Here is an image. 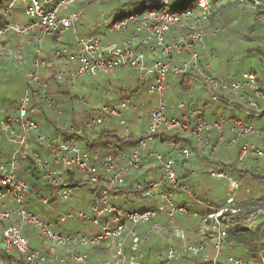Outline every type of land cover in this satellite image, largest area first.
Returning <instances> with one entry per match:
<instances>
[{
    "label": "built area",
    "instance_id": "obj_1",
    "mask_svg": "<svg viewBox=\"0 0 264 264\" xmlns=\"http://www.w3.org/2000/svg\"><path fill=\"white\" fill-rule=\"evenodd\" d=\"M3 1L0 0V3ZM8 1L6 11L10 16L16 4H23L28 20L20 23L10 17L8 22H3L0 17V67L6 53L12 54L20 64L26 62L24 45H19L14 51L8 48L9 41H4V37L9 33L16 36L28 35L30 43L38 45L39 48L44 38L50 37L54 57L71 65L56 75L57 80L68 78L75 81L86 74L114 73L130 67L136 70L140 81H150L149 90L158 101L149 112L148 131L133 147L85 149L79 140L66 139L61 133L52 137L39 135L37 138L40 144L50 150L49 156L35 153L34 157L43 177L49 180L54 189L56 202L68 204L74 194V187L66 178L68 172L78 171L81 180L100 187L87 212L60 213L63 221L71 217L92 220L101 228L96 234L64 233L56 230L53 223L44 220L41 213L27 207L33 187L20 175L24 166L21 160L28 155V135L40 131L39 123L30 119V114L35 111L31 88L27 86L19 104L13 106L10 112L0 108V228L4 223L2 236L5 242L4 246H0V264H16L14 257L9 255L15 251L23 255L25 264H143L140 260L142 247L150 240V235L160 229L161 216H165L167 226H172L176 235L184 239H187V233L185 235V230L177 225L176 215L203 218L208 228L213 227L210 243L217 255L227 245L233 248V244L226 238L225 227L228 224L231 226L243 222L248 228L255 227L256 218L263 209L247 211L243 208L237 200L240 182L226 169L210 171L212 176L229 182L223 205L215 207L204 216L189 203H179L178 198L181 199L182 195L197 197V191L183 179V171L191 169L198 153L176 138L165 142L166 148L172 154L165 155L156 146L163 133L178 131L188 135L212 154L217 153L219 145L226 144L239 145L237 159L240 162H245L250 154L255 157L264 156V125L257 126L236 115L209 120L204 114V109L212 105L211 102L221 101L220 91H228L244 100L253 110H247V114L264 118L258 103V99H264V91L260 88L254 72H244L231 81H220L203 67V51L206 54L207 50V28L214 10L218 7V0H197L196 8L189 5L181 9L172 6L171 0H157L155 7L107 21L108 32L104 36L76 34L82 14L94 0ZM237 1L242 6L259 12L264 6L263 0ZM259 20L264 22V12L259 14ZM173 29H176L175 33ZM69 30L76 34L74 48L65 41V34ZM127 30L129 34L126 33ZM220 30L216 28L213 34L217 35ZM31 66L27 72L29 82L43 86L42 100L62 113L56 99L45 89L48 84L43 83L40 78L41 67L47 66L45 59L41 57V49H38ZM210 66L207 63L206 67ZM186 73H194L206 83L210 102L189 107L188 100L179 98L176 102L166 103L169 74ZM134 108L132 99L124 97L118 105H104L99 109L98 116L89 118L84 126L76 130L82 135L86 130H94L103 124L107 116H114L120 118V123L124 126L120 137L128 140L132 131L129 121L122 117V112L123 109ZM138 121H142L141 115ZM214 132L217 134L213 140ZM3 137L17 146L7 159L3 157ZM251 138H260V141L256 142ZM154 161L162 164L160 176L152 173L144 178L137 177L133 181L132 191L118 188L128 178L141 173L145 165L152 166ZM190 173L196 176L194 169ZM133 195L138 201L154 197H158L159 201L157 206L145 209L119 207L112 202L118 199L128 200ZM36 197L44 206L50 205L49 196L36 194ZM147 224H152L149 231L138 233V228ZM25 227L37 228L40 236L49 242L50 252L42 249L30 250L29 239L23 233ZM127 239H131L129 253L125 249ZM79 247L103 248L108 251L109 257L92 259L87 252L80 251ZM208 248L209 242L206 240L190 243L183 248L172 245L168 247L159 264H172L186 254L195 256L203 252L206 264H223L217 256L210 259ZM60 249L66 252L62 254ZM227 261L231 264H252V261L233 255H229ZM259 264H264V253L260 254Z\"/></svg>",
    "mask_w": 264,
    "mask_h": 264
},
{
    "label": "rangeland",
    "instance_id": "obj_2",
    "mask_svg": "<svg viewBox=\"0 0 264 264\" xmlns=\"http://www.w3.org/2000/svg\"><path fill=\"white\" fill-rule=\"evenodd\" d=\"M136 0H94L92 5L86 7V10L82 14L80 21L77 25L76 34L80 35H95V36H104L107 34L108 29L104 22L110 19H117L123 17L124 15L142 10L144 8L141 4H133ZM234 1L231 2L233 5ZM9 4L8 0H4L0 3V17L3 22H8L10 17L16 19L17 16H20V22H26L28 17L25 15V7L23 4H16V6L11 10V16L6 11V8ZM172 6H176L181 9L189 5L196 8L197 0H171ZM230 2L224 0H218V9H222L223 15L217 13L214 19L216 22L214 25H210L207 30V35L205 37V42L207 49L210 53L214 54L211 56V70L213 71L216 67L219 72L218 77L229 80L230 77H240L244 72L254 71L257 78L260 80V88L264 91V26L257 24L254 14L244 11L242 9H229L228 5H231ZM240 7V6H239ZM117 12L115 13V11ZM115 13V14H114ZM220 16V17H219ZM224 27L217 35H214L213 32L217 27ZM216 27V28H215ZM174 33L176 29L172 30ZM129 34V31H126ZM76 34L72 33V30H69L65 34L66 44L70 45L72 48L75 46ZM110 37V36H109ZM7 39L9 42V49L14 51L19 45H24V59L25 64H20L17 60L12 57V54L6 53L4 56L3 64L0 67V108L8 109L11 104H17L19 100L24 95L25 90L27 89V72L29 71L30 64H32L34 58L36 57L38 49H41V57L45 59L47 63L46 77H43V82L48 84V92L50 96L54 97L58 103L61 104L64 113L58 115L57 112L48 107L46 104L43 105L44 112L46 117L51 120L47 124L49 127H53L50 130H54L56 125H62L65 122H71L76 127V129L84 126L85 122L91 117H96L99 115V109L104 105H118L120 100L125 97H130L135 105L133 109H123L122 117L125 118L128 122V125L131 130L135 132L136 136H140L143 133L148 131L149 125V112L157 104L158 98L152 94L149 90L150 82L146 83L142 87L139 84V77L135 69L130 67H124L117 70L114 73H92L86 74L75 81L64 80L58 83V80L55 78L58 72L67 70L69 66L68 62L65 60H58L53 55V45L52 39L50 37L44 38L42 46L39 48L36 44H31L29 41L28 35L24 36H9ZM68 65V66H67ZM42 67L40 69V74L43 71ZM43 75V74H42ZM177 78L169 74V80L171 81L167 91H166V103L170 104L176 102L179 98L183 100L193 99L194 102H200L201 100H209L210 96L208 92L202 86L200 81L192 80L187 78L186 82H193V85L190 89L188 87L187 91H184L180 86V81L175 82ZM194 81L196 83H194ZM66 82H70L67 83ZM137 90V91H136ZM63 91V93H62ZM65 92H67L65 94ZM225 102L226 98L223 99ZM45 103V102H44ZM258 103L261 107L260 111H264V99H258ZM232 104V103H230ZM221 104L214 103L208 108L204 109V114L210 116L212 111L218 110L216 116L227 115L224 110L218 109ZM13 107V106H11ZM228 115H242L244 118H250L251 116L243 112V109L235 108L236 114L232 113V108L225 106ZM38 112V111H37ZM98 113V114H97ZM126 114V115H125ZM139 115L142 117V121H138ZM47 118L40 117V122L46 124ZM252 121L255 124L256 117L252 116ZM256 125V124H255ZM119 131V135L123 133L124 126L120 123V118L107 117L104 120V123L98 126L91 133L86 134L84 141L91 139L92 141L96 140L100 135L105 134L106 132L110 136L112 130ZM132 131V132H133ZM216 132L212 134L213 140L216 137ZM94 136V137H91ZM107 138L104 137V143L99 144L98 146L104 145L113 147L116 144V138L110 136ZM110 145H106L109 144ZM137 141L129 146L133 147L136 145ZM118 145V144H117ZM103 146V147H104ZM166 146V145H165ZM161 147H164V144H161ZM219 154L214 156V161H223L224 163H229L237 160L236 154V145L228 146L222 144L218 146ZM198 160V157H197ZM246 164L251 167L262 166L264 168V156L255 157L249 155L246 159ZM214 162V163H215ZM193 169L197 170L194 180L200 183V186L196 187L199 194L204 195L205 197H225L229 188V182L226 179H220L212 176L209 173H205L207 169L210 170L212 165H208L200 161L195 162ZM156 165V163H152ZM254 169V168H252ZM251 169V170H252ZM212 170V169H211ZM210 170V171H211ZM237 179H241V193L240 200L245 201H255V199L264 195V184L261 180L253 179L251 182H247V175L242 174L238 177L237 174H233ZM264 180V178H263ZM247 182V184H246ZM264 182V181H263ZM207 192V194H205ZM92 192L89 190L88 186L78 187L75 189V192L72 198L68 201V204H62L61 207L54 212V215L51 219L53 227L56 230L62 231L64 233H70L74 231H80L87 234H96L101 231L100 226L96 225L92 220L88 219H77L74 217L68 218V220L63 221L59 217V211L68 212L71 211L74 214L79 213L80 211H88V202L92 198ZM188 198L189 204L192 208L193 205L197 207H204L205 202L193 200L191 196H186ZM255 198V199H253ZM159 201L158 197L152 198L151 201L135 200V206H127L124 200H112V202L119 207H127L130 209H145L147 207L153 206ZM193 202V203H192ZM264 206V205H263ZM42 209V208H41ZM263 211L258 214L256 218V225H261V230L259 231V242L261 244L254 245L255 247L264 246V207ZM184 214L176 215V223L179 227L185 230L189 235V227H195L200 229V233L193 240L181 238L176 235L173 227L167 226L166 218L162 220L160 218L161 226L157 234H151L150 240L146 244H154L156 246L155 252H152L153 255L150 258H147L148 263H154L158 260V256L161 253V258L165 254L166 250L170 246H179L178 248H183L184 246L195 243L199 240H206L209 242V253L213 254L214 247L210 243L212 241L211 234L213 227L206 229V224L202 221L200 216L193 217L189 219ZM192 222V226L188 225V222ZM179 223L182 224L179 225ZM152 227V224L143 225L138 228V233L143 234L148 232ZM24 235L29 239L31 247L38 249H47L50 250L49 242L40 236V232L37 228L28 227L23 230ZM203 233L209 234V238L205 237ZM5 242L3 240L2 233L0 232V246H4ZM181 245V246H180ZM131 246V239H127L125 244V249L129 253ZM239 246L237 251L231 253V255L243 258L250 259L251 253L244 247ZM253 248V247H252ZM79 249H82L79 247ZM100 248L93 249L97 252ZM146 250L142 248L144 253ZM83 251H92V247H84ZM204 253V252H203ZM230 255V254H229ZM248 255V256H247ZM200 255H197V257ZM249 257V258H247ZM251 261V260H249ZM143 262H145L143 260ZM177 262V261H176ZM176 262L172 264H176ZM252 264L253 263L252 261Z\"/></svg>",
    "mask_w": 264,
    "mask_h": 264
},
{
    "label": "trees",
    "instance_id": "obj_3",
    "mask_svg": "<svg viewBox=\"0 0 264 264\" xmlns=\"http://www.w3.org/2000/svg\"><path fill=\"white\" fill-rule=\"evenodd\" d=\"M232 1H234L233 5L231 4ZM156 2H157V0H136L135 2H132V3L133 4H137V3L141 4V5L144 6V8L142 10H137V11H134V12H143V11H145L148 8L155 7ZM228 2H230L231 5H228L229 7H227V8H229V9H233V8L234 9H239V8L242 9L243 8V10L246 9L244 11H247V12H250V13L254 14L257 24H259L260 26H264V22H261L259 20V14L260 13L262 14L264 12V6L262 8H260V12H259L257 10H254L252 8L245 7V6L241 8L242 5L237 0H229ZM116 12H117V10L115 11V13ZM219 12H221L220 15L222 16L223 15L222 9H218V7H217L216 10H214V14L211 16V22H210L208 27H210V25H214V23L216 22V20L214 18L218 17L216 15ZM107 21H109V19L104 22V25L107 23ZM217 28L223 30V27H221V26L217 27ZM9 36H13V34L9 33L8 35H6L4 37V41H10L9 39H7V37H9ZM14 36H16V35H14ZM204 55H205V57H204ZM210 55H212V53H210L208 51V49L206 50V54H205V51H203V67L206 68L211 74H214V71H212L210 69L211 66H210V68L206 67L207 63H210V65H211V62H210L211 56ZM43 67H44L43 71H42L43 75L40 74V78H41L42 82L44 80L43 77H46L45 76L46 75V73H45L46 69L45 68L47 66H43ZM31 68H32V66L30 64L29 70ZM250 72H254V71H250ZM171 75L176 76L177 78L179 77L180 86H181V88L184 91H187L188 87L190 89L192 86H194L192 80L200 81V83H202V86L204 87V89L207 91L206 83H204L201 79H199L198 76H196L194 73L171 74ZM216 77L220 81H231V80H234L236 78H239V77H236V78H233L231 80H227V79H224V78H220L218 76H216ZM55 78H56V76H55ZM187 78H191L192 79L191 82H186ZM68 80H70V79H68ZM195 81H194V83H196ZM257 81H258V84H259L260 80L258 78H257ZM148 82H150V81H139L140 87H142L143 85H145ZM168 82L170 84V80L169 79H168ZM43 83H45V82H43ZM66 83L68 85V83H70V82H66ZM27 86H28V88H31V93H32V97H33L32 98V106L35 107V111L30 114V116H31L30 119H32V120H34V121L39 123L40 131H39V133L31 132L28 135L29 150H28V155L25 158L23 157L22 160H21L24 166L21 169L20 175L25 177L27 179V181L29 182V184L33 187L32 196H31L30 200L28 201L27 207L29 209H33V210H36L37 212L41 213L43 215L44 220L51 221V219H52V217L54 215V212L56 210H58L61 207L62 204L56 202V198H55L56 195H55L54 189H53L52 185L49 183V180H47V179H45L43 177V175H42V173L40 171L39 165H38V163L36 161V158L34 157L35 153H39L42 156H49L50 155L49 148L47 146L43 145V144H40L37 141V138H38L39 135H45L47 137H52V136H55V135L61 133V134H63L65 136L66 139H77V140H79L82 143L83 148L95 150L96 148H98V149L109 148V146H104V145H102V147L98 146L99 144L105 142L104 141V137L107 138L106 139V141H107L110 136H114V138H116V142H115L116 144H114L113 147H110V148H112V149H117V148L121 149V148L129 147V146L133 145L136 141H138L146 133H143L140 136H136L135 132L133 130H131V131H133V132H131V138L128 139V140H122V138L120 137L121 135L118 134L119 131L114 129V130H112L110 132V136L109 137H108L109 134L106 132L105 134L100 135L94 141L89 139V140H87L85 142L84 141L85 137L87 139L86 134L91 133L92 131L86 130V132L81 135L76 130L77 126H75L71 122L70 123L69 122L68 123L65 122V123H63L60 126L56 125L57 128L55 127L54 130H50L53 127L51 128V127H49V124H47L51 120H49L46 117V114L44 112V107H43V105L46 104V103H44V101L42 100V97H41L42 94H43L42 92H43L44 87L43 86H37V85H35L33 83H30L29 79H28ZM259 86H260V84H259ZM45 89L47 90V88H45ZM62 93H63V91H62ZM66 93L67 92H65V94ZM227 93H229L230 95L227 94ZM220 95H221V101L219 102V104H221V105L222 104L226 105V106L230 105V107H231V105H235V107H231V108L232 109H235V108L243 109V112H241V113H247L246 112L247 110L253 111L247 105V103L244 100H242L239 97H236V96L232 95L228 91H220ZM225 98L227 100L226 102L223 100ZM19 102H20V100H19ZM19 102L16 105L14 103L11 104L10 108L6 109V111L10 112V110L12 108L11 106H17L19 104ZM206 102H210V99L209 100H201L200 102H197V101L194 102L193 99H190L189 107L202 106ZM230 103H232V104H230ZM58 104L62 108L61 104L60 103H58ZM211 104H214V103L211 102ZM110 105H114V104H110ZM50 108H52V107H50ZM52 109H54L57 112L58 115L64 113L63 108H62V113H59V111L56 108H52ZM263 113H264V111H263ZM249 115L253 116V114H249ZM44 116H45V118H47L46 124H42L40 122V119H39L40 117H44ZM236 116H240V115L236 114ZM107 117L115 118L114 116H107ZM240 117H242V116H240ZM251 117L250 118L242 117V118L244 120H247V121H252ZM88 135H90V134H88ZM91 137H94V136H91ZM172 138H176V139L180 140L183 145H187V146H190V147L194 148L197 151V153H198V160H195V161L198 162L199 159H200V161L202 159V162L207 164L206 166L212 165L210 170L211 169H226L229 172H231L232 174H237L238 177L241 176L242 174L247 175V177H249L247 182H251L253 179H255V180L258 179V180H261L262 183L264 184V182H263L264 181L263 180V178H264V168L262 166L251 167L250 168L248 166V164H246L247 161L240 162V161H238V159L233 161V162H229V163H224L223 161L215 162L213 157L218 155L219 154L218 152L215 153V154L210 153L209 150H207L204 146H202L201 144H199L198 142H196L195 140H193L188 135H186L185 133H182V132H178V131L170 132V133L169 132H165L159 137V141L156 144V146H157V148L160 151L164 152L165 155H169L171 153L166 148V146H165L166 143L165 142H167V140L172 139ZM161 144H164V147H161ZM106 145H110V143L106 144ZM1 146H2V149L4 151L3 157L5 159L9 158V155H11V153L14 152L16 147H17L14 143L9 142L5 137H3L1 139ZM238 150H239V145H238ZM195 161H193L191 169H193L194 164H196ZM154 162L156 163V165H152V166H146L145 165V167L142 169L141 173H139L137 175L135 174V175H133V177L128 178L126 180V182L124 183V185L123 186L122 185H118V188H120L121 190L126 189V190H131L132 191L133 190V181H134V179H137V177L144 178V176L146 177V176H148V175H150L152 173H157V176H160V169L162 168V164L159 163V162H156V161H154ZM252 168H254V169H252ZM191 169H187V170L183 171L184 172L183 179L197 191L196 187L200 186V183L194 180L195 176H193L190 173ZM210 170L207 169V171L205 173H209L210 174ZM195 171H197V170H195ZM66 178L72 184V186L74 187V192H75V189L78 188V187L88 186L89 190L92 192V195H93L92 198L88 202V206L90 205V202L92 200H94L95 197L99 193V188L100 187L98 185H92L91 183H88V182H85L84 180H81L82 179L81 178V174L78 171L68 172ZM238 180H239V182L241 181L240 177L238 178ZM247 182H246V184H247ZM240 193H241V182H240V189L238 190V194H237V200L243 206V208L246 209L247 211H251L252 209H257V208H263L264 207L263 206L264 205V195L259 197V198H257V199L253 198V199H255V201H252V200L245 201V200H240ZM36 194H40L43 197L49 196L50 199H51L50 205L49 206H44L40 202V200L36 197ZM205 194H207V192ZM134 195L131 198H129L128 200H124L126 202L127 206H135V204H136L135 200H137V199L133 198ZM182 196L183 197L181 199L178 198V202L179 203H181V202L188 203V202H185V199H188L186 197V195L185 196L182 195ZM207 196H208V194H207ZM225 199H226V196L225 197H217V198L208 197V199H207V197H205L204 195H201V194H199V192H197V197L194 198L193 200L201 201V202L204 201L205 202V206L203 207V209L200 212L204 216H207L209 213H211L215 209V207L223 205L224 202H225ZM143 200L151 201L152 198H147V199H143ZM143 200H141V201H143ZM155 206H157V203L155 205H153V206H150V207H155ZM150 207H147V208H150ZM60 212L61 211H59V217L61 216ZM187 217L189 219H191V216L190 217L187 216ZM203 220L204 219L202 218V221ZM3 224L4 223H2L1 228H0V232L2 234H3V228H4ZM25 228H28V227H25ZM260 230H261V225L257 226L256 228H248V227L244 226L243 222H240V223H238L236 225H231V226L228 224L225 227L226 238H227V241L229 243L233 244V248H231V247H229L227 245L226 248L223 249L221 254L217 255L216 252H214L213 254L208 253L211 256L210 259L212 260V259H214L217 256V259L220 260L223 264H231V263H229L227 261V257H228L227 254L231 255V253H233L234 251H237V249H239V246H244L251 253V256H252V257H250V259H246V260L247 261L251 260V261H253V263L259 264L260 254L264 253V246L263 247L261 246L258 249V247H255L254 245L261 244V242H259V231ZM153 234H157V233H153ZM203 235L205 237L209 238V234H207V233L204 234L203 233ZM29 246H30V250L38 249V248L31 247V243L29 244ZM146 246H147V248L149 247L151 249L153 248L154 250L156 249V246L154 244H146L144 247H146ZM93 249H96V248H92V251H93ZM42 250L43 251H48L47 249H43V248H42ZM208 250H209V248H208ZM208 250H207V252H209ZM92 251H87L90 254V256H91V252ZM48 252H50V250ZM9 255H11V257H14V259L16 261V264H25L26 263L24 258H23V255H21L17 251L12 252ZM199 255L200 256L197 257V255L194 256V255L186 254L180 260H178L176 262V264H206V261H205V258H204L205 253H202V254H199ZM247 258H249V257H247Z\"/></svg>",
    "mask_w": 264,
    "mask_h": 264
},
{
    "label": "crops",
    "instance_id": "obj_4",
    "mask_svg": "<svg viewBox=\"0 0 264 264\" xmlns=\"http://www.w3.org/2000/svg\"><path fill=\"white\" fill-rule=\"evenodd\" d=\"M17 22H20L19 20H20V16H17L16 17V19H15ZM20 23H23V22H20ZM10 44H11V42H10ZM69 65V66H68ZM67 66V69L71 66L70 64H68ZM213 71H214V74L216 75V76H220L219 75V72L217 71V69H216V67H214V69H213ZM222 78H225V77H222ZM233 78H236V77H234V76H232V77H230V79L229 80H231V79H233ZM180 79H176L175 80V82H178ZM171 82V81H170ZM227 94H229V93H227ZM230 95V94H229ZM225 106L226 105H220L219 107H218V109H220V110H224L225 112H226V114L228 115V113H227V111H229L228 109H225ZM229 107V106H228ZM231 108V107H230ZM235 109H232V113L231 114H236L235 113V111H234ZM218 111V110H217ZM216 110L214 111H212V113H211V115L210 116H206V118H208L209 120H213V119H215V118H217V116H216V114L218 113ZM238 115V114H237ZM222 116H226V115H222ZM240 116H242V115H240ZM220 117V116H219ZM256 119V122H255V124L257 125V126H260V127H262L263 125H264V118H255ZM251 122H253V121H251ZM251 139H253L254 141H256V142H259L260 141V138H251ZM237 151H238V145H236V154H237ZM196 162V161H195ZM197 164V163H196ZM195 164V165H196ZM188 199H185V202H188L189 203V201H187ZM193 203V202H192ZM193 207H194V209L195 210H197V211H201L202 209H203V207H197L196 205H193ZM162 220H164L165 219V216H161L160 217ZM166 221V220H165ZM179 225H181L182 226V224L181 223H179ZM188 225L189 226H192V222L191 221H189L188 222ZM190 229H188V232H189V235L187 234V238L189 237L190 238V240H193L195 237H197L198 235H199V233H200V229H197V228H195V227H189ZM206 229H208V226L206 227ZM211 236H212V234H211ZM146 248V250H145V252L143 253L142 252V262H143V260L145 261V262H143L144 264H151V263H148L146 260H147V258H150V257H152V255H153V253L152 252H155V250L152 248H147V246L146 247H144L143 249H145ZM209 253V252H208ZM107 255H109V253L107 252V251H97V252H95V251H92L91 252V256H92V258H99V257H108ZM227 256H229L228 254H227ZM161 260V253H160V255L158 256V260L156 261V262H154V263H152V264H159V261Z\"/></svg>",
    "mask_w": 264,
    "mask_h": 264
},
{
    "label": "clouds",
    "instance_id": "obj_5",
    "mask_svg": "<svg viewBox=\"0 0 264 264\" xmlns=\"http://www.w3.org/2000/svg\"><path fill=\"white\" fill-rule=\"evenodd\" d=\"M9 42H10V41H9ZM60 72H61V71H60ZM58 73H59V72H58ZM58 73H57V74H58ZM242 74H243V73H242ZM26 75H27V74H26ZM66 80H67V79H66ZM63 81H64V80H63ZM58 82L60 83L61 81L58 80ZM47 93L49 94L48 89H47ZM49 95H50V94H49ZM53 98H54V97H53ZM56 101H57V100H56ZM60 213H61V212H60ZM75 232H80V231H75ZM145 245H146V244H144L142 248H144ZM96 249H97V248H96ZM100 249H101V251H106V250H104L103 248H100ZM79 250L82 251V252H87V251H83V248H82V249H79ZM99 251H100V250H99ZM59 252H61L62 254H64L66 251H65L64 249H60ZM107 252H108V251H107ZM141 252H142V250H141ZM87 253H88V252H87ZM88 254H89V253H88ZM89 255H90V254H89ZM107 256L109 257V255H107ZM90 257H91V256H90ZM142 257H143V256H141V259H140L141 262H142ZM91 258H92V257H91ZM105 258H107V257H104V258H103V257H99V258H95V259H105ZM92 259H94V258H92ZM159 262H160V261H159ZM142 263H143V262H142ZM143 264H144V263H143Z\"/></svg>",
    "mask_w": 264,
    "mask_h": 264
},
{
    "label": "bare ground",
    "instance_id": "obj_6",
    "mask_svg": "<svg viewBox=\"0 0 264 264\" xmlns=\"http://www.w3.org/2000/svg\"><path fill=\"white\" fill-rule=\"evenodd\" d=\"M126 115V114H125Z\"/></svg>",
    "mask_w": 264,
    "mask_h": 264
}]
</instances>
